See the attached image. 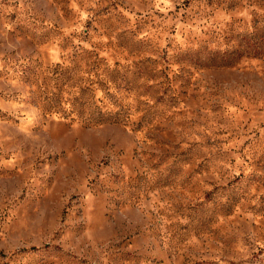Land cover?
I'll use <instances>...</instances> for the list:
<instances>
[{"label":"rangeland","instance_id":"obj_1","mask_svg":"<svg viewBox=\"0 0 264 264\" xmlns=\"http://www.w3.org/2000/svg\"><path fill=\"white\" fill-rule=\"evenodd\" d=\"M0 264H264V0H0Z\"/></svg>","mask_w":264,"mask_h":264}]
</instances>
